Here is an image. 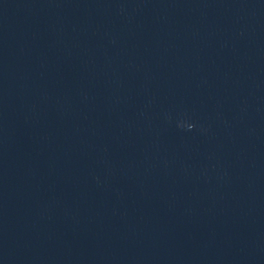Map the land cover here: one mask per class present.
Segmentation results:
<instances>
[{
    "label": "water",
    "instance_id": "95a60500",
    "mask_svg": "<svg viewBox=\"0 0 264 264\" xmlns=\"http://www.w3.org/2000/svg\"><path fill=\"white\" fill-rule=\"evenodd\" d=\"M0 264H264V0H0Z\"/></svg>",
    "mask_w": 264,
    "mask_h": 264
}]
</instances>
